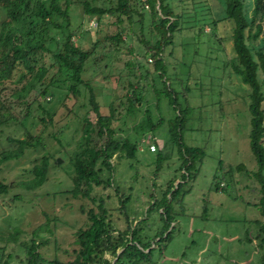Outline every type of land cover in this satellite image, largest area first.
I'll list each match as a JSON object with an SVG mask.
<instances>
[{"label":"trees","instance_id":"16d2710c","mask_svg":"<svg viewBox=\"0 0 264 264\" xmlns=\"http://www.w3.org/2000/svg\"><path fill=\"white\" fill-rule=\"evenodd\" d=\"M171 1L173 0H81L82 12L94 18L92 26L95 33L90 43L83 46V35L79 34L73 40L75 32L69 29L70 0H0L7 16V20L0 26V126L12 124L21 130V136L4 137L6 142L13 144L0 150V163L17 159L24 150L44 149L45 134L52 138L53 135L45 133L44 129L52 123L53 114L41 103H36V108L40 110L38 119L42 125L37 133H31L22 121L29 115L30 101L36 100L33 92L36 91L42 98L49 92L46 73L50 67H54L52 74L69 80L68 90L72 94L79 93L81 86L88 104V110L81 117L83 147L71 161V187L64 191L88 197L96 202V208L84 209L79 205L86 220L73 232L70 258L44 257L39 246L45 243V239L38 238L33 228L28 240L19 243L24 264H150L154 249L158 253L163 250L172 236L176 217L182 213L183 196L191 187L189 182L194 178L203 157L201 148L187 145L181 139V128L190 108L188 105H179L177 91L167 82L168 78L163 70V56H166L164 49L171 44L175 33L190 29L195 36H199L205 32L204 22L211 25L208 32L213 38L216 37L215 28L222 20L231 23L230 41L233 52L223 63L248 87L247 139L255 168L244 170L240 163L228 165L220 177H217V173L221 171L219 161L212 177V187L223 190L228 183L232 184L234 171L242 172L257 182L259 197L254 204L257 205L261 218L253 219L256 230L251 237L245 235L244 238L250 241L254 239V246L260 251L258 264H264V28L261 24L264 0H216L219 5L216 13L212 7L214 0H176L174 4ZM145 11H148L149 19L146 28ZM258 12L259 17L256 19ZM105 16L107 19L104 21ZM200 19L204 21L198 23ZM146 31L149 32L148 35L145 34ZM55 33L57 37L54 36ZM125 38L138 43L136 49L132 45L127 48L129 53L138 55L127 58L124 62L133 79H127L123 93L125 100L118 98L117 103L109 102L107 112L101 113L93 86L88 78L82 77V73L87 67L97 65L101 58L117 51V47L125 43ZM208 41L210 38H205L207 44ZM99 42H102L100 52L94 56V46ZM45 54H48V63H45ZM150 73L156 79L150 77ZM150 80H161V88H156L155 82ZM146 85L150 86L157 99L159 94L167 96L175 111L174 117L166 122L168 135L165 143H173L177 147L178 177L168 182L159 197L149 194L150 199L137 218L127 208L129 194L121 192L115 186L116 192L120 191L117 194L116 209L125 223L122 228H118L109 219V209L104 205L103 198H95L90 195V191L93 185H113L110 159L116 152L130 159L136 158L138 140L115 135L113 120H123L128 116L141 134L146 129L151 131L161 121V118L151 121L147 108H144L146 100L142 91ZM6 87V92L2 94ZM30 92L34 96H30ZM13 104H23V110L20 107L19 110H14ZM141 111L144 114L140 115ZM142 142L141 139L140 143ZM148 142L150 140L145 142V150L153 153L155 164L151 184L155 187L153 179L161 167L163 154L158 145L154 150H149ZM50 158L58 163L53 153L45 150L39 162L33 163L27 170L28 176L12 182L0 180V194L15 187L32 190L41 185L46 180ZM102 169L108 172L105 177L100 173ZM220 179H225V185ZM12 196L19 199L18 194ZM150 214L157 217V224L153 228L148 224ZM17 232L18 229L14 227L11 233L0 235V241H15ZM1 255L2 249L0 257ZM6 255L8 257V253ZM0 260L2 264H7L6 258Z\"/></svg>","mask_w":264,"mask_h":264},{"label":"rangeland","instance_id":"374dc122","mask_svg":"<svg viewBox=\"0 0 264 264\" xmlns=\"http://www.w3.org/2000/svg\"><path fill=\"white\" fill-rule=\"evenodd\" d=\"M171 2L174 4L176 0ZM212 7L215 13L219 10L216 0ZM4 11L0 5V26L7 20ZM147 12L145 11V28L149 22ZM69 17V29L75 32L72 39L76 40L79 34L83 35L82 45L87 46L95 37L93 16L82 12L81 0H70ZM258 17L259 12L256 19ZM106 19L105 16L104 21ZM203 21L204 19H200L198 23ZM204 23L205 32L199 36H195L194 31L185 29L181 33H175L171 44L164 49L166 56H163V70L168 78L167 82L177 91L179 105H188L190 108L181 128V139L187 145L201 148L203 157L194 178L189 182L190 190L183 196L182 213L176 217L172 236L160 253L154 249L150 264H258L260 251L254 246V239L250 241L244 238L245 235L251 237L256 230L253 219L261 218L258 207L254 204L259 197L257 182L242 172L234 171L232 184L228 183L223 190L212 187V177L219 161L221 171L217 173V177H220L228 165L240 163L244 170L255 168L247 139L248 87L223 63L233 54L230 41L231 23L226 20L219 21L214 38L208 32L211 25ZM261 24L264 28V14ZM145 34L148 35L149 32L146 31ZM54 36L57 37V34ZM205 38H210L208 44ZM101 44L99 42L94 46V56L99 54ZM131 45L136 49L138 43L125 38V43L120 44L117 51L101 58L97 65L87 67L82 73V77L88 78L93 86L101 113L107 112L109 102L117 103L118 98L125 100L123 93L127 79L133 77L124 62L127 58L138 55L128 52L127 48ZM44 60L45 63L50 61L48 54H45ZM53 71L54 67H50L46 73L49 92L45 98L36 91H31L36 100L30 101L29 115L22 120L31 133H37L42 125L38 119L40 110L36 108V103H41L53 114L52 123L44 129L45 133L53 135L52 138L45 134L44 149L24 150L17 159L0 163V180L4 182L28 176L27 170L33 163L39 162L45 150L52 152L59 163L49 159L46 180L38 187L32 190L15 187L0 194V235L11 233L14 227L18 229L15 241H0V259L6 258L7 264H24L19 243L28 240L33 228L38 238L45 239V243L39 246L44 257L70 258L73 232L86 220L84 212L78 208L79 205L84 209L96 208V202L88 197L64 191L71 187V161L83 147L81 117L88 110V104L81 86L79 93L72 94L68 90L69 80L52 74ZM152 75L150 73V77ZM130 81L135 83L134 80ZM153 81L156 88H161V80H150ZM31 92L29 95L34 96ZM142 95L146 100L143 105L147 108L150 120L161 118V121L151 131L146 129L141 134L128 116L123 120H113L115 135L138 140L136 158L130 159L116 152L110 159L113 185H93L90 191V195L95 198H103L104 205L109 209V219L118 228L125 224L116 209L117 194L120 191L129 194L126 205L131 215L137 218L146 207L149 194L159 197L168 182L178 177L177 147L173 143H165L168 135L166 122L174 117L175 111L167 96L159 94L157 99L148 85L143 88ZM30 99L31 97L28 100ZM13 105L14 110H19V107L23 110V104ZM262 107L264 109V99ZM141 112L140 115L144 114ZM6 135L21 136V130L12 124L0 126V150L13 144L4 140ZM149 140L155 142L163 154L161 167L153 179L155 187L151 184L155 164L153 153L145 150V142ZM262 143L264 145V139ZM100 173L103 177L108 174L105 169ZM262 173L264 174V167ZM225 179L219 181L225 185ZM115 186L120 191L116 192ZM13 194H18L19 199L14 198ZM105 221L110 223L108 219ZM43 223L46 225H42ZM148 224L151 228L157 224L155 214L148 216Z\"/></svg>","mask_w":264,"mask_h":264},{"label":"built area","instance_id":"2783aa9c","mask_svg":"<svg viewBox=\"0 0 264 264\" xmlns=\"http://www.w3.org/2000/svg\"><path fill=\"white\" fill-rule=\"evenodd\" d=\"M147 147L149 150H154L156 147L155 142L153 141L148 142Z\"/></svg>","mask_w":264,"mask_h":264}]
</instances>
